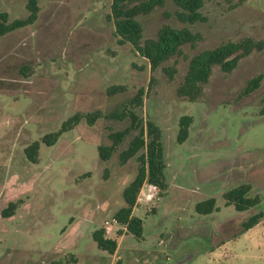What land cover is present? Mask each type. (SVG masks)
Returning a JSON list of instances; mask_svg holds the SVG:
<instances>
[{
  "label": "rangeland",
  "instance_id": "obj_1",
  "mask_svg": "<svg viewBox=\"0 0 264 264\" xmlns=\"http://www.w3.org/2000/svg\"><path fill=\"white\" fill-rule=\"evenodd\" d=\"M28 2L3 0L0 14L25 19ZM39 6L35 24L0 38V264H211V250L241 237L234 236L248 217L264 211V52L242 59L230 74L215 67L196 102L177 91L197 53L247 37L264 39V0H205L206 21L195 25L180 23L167 0L140 19L143 41L164 25L187 26L204 39L157 71L130 44L120 43L109 19L111 0H39ZM25 66L31 68L27 76ZM259 76L260 87L245 95ZM114 86L126 91L110 96ZM141 90L143 105L130 109L143 121L145 135L148 122L161 129L167 189L144 184L133 213L144 221L138 241L115 215L125 206L123 191L138 175V156L146 149L126 164L120 154L141 129L108 162L101 161L99 147L111 146L110 134L131 126L129 118L104 117L94 126L84 120L54 146L42 140L76 113L122 110ZM183 116L193 123L180 144ZM35 142L41 143L37 164L25 154ZM241 184L261 197L259 207L238 212L227 205L224 194ZM211 198L219 211L199 214L196 205ZM10 202H19L18 209L4 218ZM99 229L118 242L115 254L98 248L93 234ZM225 262L264 264V256L247 259L246 245Z\"/></svg>",
  "mask_w": 264,
  "mask_h": 264
},
{
  "label": "trees",
  "instance_id": "obj_2",
  "mask_svg": "<svg viewBox=\"0 0 264 264\" xmlns=\"http://www.w3.org/2000/svg\"><path fill=\"white\" fill-rule=\"evenodd\" d=\"M3 0H0V2ZM176 7L174 15L177 20L185 25H195L206 21L203 14L205 0H171ZM234 1V0H230ZM242 1V0H241ZM167 0H111V13L109 19L115 25V34L121 44H130L134 50L148 60L152 71H157L165 62L174 57L180 56L185 46L196 48L202 41L203 35L193 32L189 27L177 28L171 25H164L155 38L144 40V28L141 18L152 14L158 8H164ZM29 16L25 19L11 21L7 13L0 14V38L5 37L15 31L21 30L36 23L39 18V0H29ZM255 52H264V39L255 40L247 37L238 42L229 41L214 49L203 50L192 57L189 69L184 78V82L178 88V95L191 102L198 101L203 95V87L211 79L215 67L227 74L237 69L242 59L251 56ZM26 76L30 74V67H23L21 70ZM170 79L176 73L175 68L168 71ZM262 77L259 76L249 82L244 91L245 95H250L256 91L261 84ZM124 86H114L108 90L110 96L124 93ZM144 90L130 101L129 106H123L122 110H115L107 115L101 111L89 112L86 114L76 113L63 123L59 131L44 136L42 143L47 146H54L63 134L74 130L84 120L90 126H94L101 118L115 120H131V126L119 132L110 134L111 146H100L99 157L101 161L108 162L123 144V142L133 132L141 129L140 133L129 143V147L120 154L122 164L137 157L142 150L146 153L139 155V173L123 191L125 206L115 215L116 221L125 226L127 232L136 240L142 241L144 238V221L133 215L137 206L139 194L145 183L159 188L161 191L167 189L166 163L162 147L161 129L152 122L147 123V135L145 127L139 116L130 109V106L140 107L143 105ZM193 118L183 116L180 120L178 143L182 144L189 138L190 127ZM146 136L149 141H146ZM40 142H35L25 150L27 159L37 164L39 162ZM252 187L250 184H241L224 194L227 205L234 206L238 212H248L262 204L260 196H250ZM19 202H10L8 207L2 211L4 218L15 216ZM196 211L201 215H210L219 211L214 198L202 201L196 205ZM264 219V211L254 213L243 223L241 231L234 237H239L258 225ZM93 239L98 248L113 255L117 251L118 242L106 238L104 229H99L93 234ZM224 243V242H223ZM52 264H60L53 262Z\"/></svg>",
  "mask_w": 264,
  "mask_h": 264
},
{
  "label": "crops",
  "instance_id": "obj_3",
  "mask_svg": "<svg viewBox=\"0 0 264 264\" xmlns=\"http://www.w3.org/2000/svg\"><path fill=\"white\" fill-rule=\"evenodd\" d=\"M247 245V259L254 257L259 259L264 256V222L241 235L238 239L225 241L211 250L209 261L211 264H226L225 260L243 246ZM245 252V250H244ZM245 255V254H244ZM245 257V256H243ZM210 264V263H209ZM228 264V263H227Z\"/></svg>",
  "mask_w": 264,
  "mask_h": 264
},
{
  "label": "built area",
  "instance_id": "obj_4",
  "mask_svg": "<svg viewBox=\"0 0 264 264\" xmlns=\"http://www.w3.org/2000/svg\"><path fill=\"white\" fill-rule=\"evenodd\" d=\"M105 229L107 230L108 233L110 232V227L109 226H106Z\"/></svg>",
  "mask_w": 264,
  "mask_h": 264
}]
</instances>
